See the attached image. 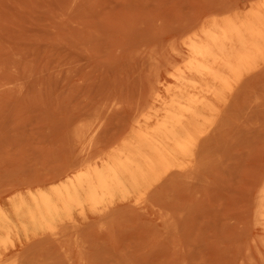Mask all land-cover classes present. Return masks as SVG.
Here are the masks:
<instances>
[{
  "label": "rangeland",
  "instance_id": "374dc122",
  "mask_svg": "<svg viewBox=\"0 0 264 264\" xmlns=\"http://www.w3.org/2000/svg\"><path fill=\"white\" fill-rule=\"evenodd\" d=\"M248 3L0 0V207L119 143L187 37ZM224 93L190 166L0 264H264V63Z\"/></svg>",
  "mask_w": 264,
  "mask_h": 264
},
{
  "label": "bare ground",
  "instance_id": "6f19581e",
  "mask_svg": "<svg viewBox=\"0 0 264 264\" xmlns=\"http://www.w3.org/2000/svg\"><path fill=\"white\" fill-rule=\"evenodd\" d=\"M258 2L189 35L168 61L173 65L170 84L156 86L144 99L126 134L109 151L71 165L47 189L11 198L9 211L0 207V255L17 254L23 239L32 235L55 238L86 209L102 211L117 200H137L139 191L162 175L190 166L220 106L227 104L224 90L232 94L264 63V0ZM156 81L159 85L160 77ZM262 187L255 224L264 232ZM61 237L57 241L63 244Z\"/></svg>",
  "mask_w": 264,
  "mask_h": 264
}]
</instances>
